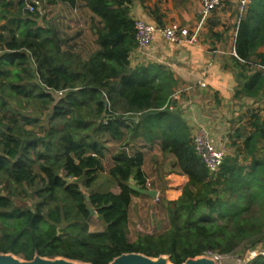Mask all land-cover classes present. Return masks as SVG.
Masks as SVG:
<instances>
[{
  "label": "trees",
  "instance_id": "trees-1",
  "mask_svg": "<svg viewBox=\"0 0 264 264\" xmlns=\"http://www.w3.org/2000/svg\"><path fill=\"white\" fill-rule=\"evenodd\" d=\"M76 1L43 0V5ZM82 2L98 19V49L85 60L62 49L58 31L40 23L39 11L23 15L18 0L17 11L10 13L14 1L0 0V20L5 19L0 26V183L6 184L0 194V252L93 264L140 252L168 255L181 264L205 252L254 247L264 238V155L256 157V148H250L256 135L244 141L249 164L225 156L219 172L209 176L183 117L170 108L176 85L172 71L159 62L130 65L136 47L131 0ZM263 44L264 0H249L236 24L234 50L243 65L259 58L264 66V53L256 52ZM263 88L264 69L259 68L237 94L255 95ZM42 119L38 135L29 127ZM35 135L21 147L23 139ZM154 141L173 154L188 181L176 200L162 205L169 227L130 240L128 207L139 192L129 187V178L144 187L138 144ZM111 142L119 148L107 172L120 191L87 193L104 226L88 232L82 186L89 189L103 170ZM13 187H26L34 205L16 204ZM63 222L76 228L70 239L63 237V228L56 229ZM247 264H264V256L255 255Z\"/></svg>",
  "mask_w": 264,
  "mask_h": 264
},
{
  "label": "crops",
  "instance_id": "crops-1",
  "mask_svg": "<svg viewBox=\"0 0 264 264\" xmlns=\"http://www.w3.org/2000/svg\"><path fill=\"white\" fill-rule=\"evenodd\" d=\"M13 1L14 5L8 8L10 13L17 11L18 0ZM199 6V0H131L129 15L132 19L139 18L159 25L177 21L188 26L190 34H195L197 40L178 45L167 43L156 35L146 53H139L135 48L130 52V65L159 62L169 68L176 80L170 108L183 117L190 136L202 126L208 130L214 144L225 149L226 156L236 158L241 164H249L252 157L244 150V141L248 136L256 135L253 147L250 146L256 148L255 156L264 155V121L257 115L259 105L264 100V88L255 95L237 93L246 79L256 69H264V66L258 63L259 58L245 66L243 60L233 54L237 20H230L234 22L233 27L227 24L231 10L221 11L217 8L207 16H201ZM44 16L49 20L48 25H53L58 31L62 49L70 50L82 60L98 49L95 41L98 19L82 0L74 4L45 3L42 18ZM4 23L5 19H1L0 26ZM256 52L264 53V44ZM199 80H204L206 86L199 87ZM111 144V148H106L102 158L103 170L100 171V174L107 176V170L114 162L112 156L119 148L118 143ZM138 145V150L142 152L140 169L144 180H149L150 188L156 189L158 194L156 197L132 194L128 223L129 211L135 203L142 209L144 203H151L155 212L159 210L162 215L165 214L163 207L181 195L188 181L187 175L181 173L175 164L173 154L162 150L157 141L140 142ZM129 183H135V180L130 177ZM113 184L115 187L94 191L119 193V186L114 181ZM92 216L90 214L87 221ZM95 216L98 219V215ZM252 250H264V238ZM245 254L247 256L243 255V259L252 257L248 252Z\"/></svg>",
  "mask_w": 264,
  "mask_h": 264
},
{
  "label": "built area",
  "instance_id": "built-area-1",
  "mask_svg": "<svg viewBox=\"0 0 264 264\" xmlns=\"http://www.w3.org/2000/svg\"><path fill=\"white\" fill-rule=\"evenodd\" d=\"M226 1L238 3V23L239 19L244 14V8L249 0H199L200 6L198 13L201 16H207L213 10L223 5ZM43 4V0H22L21 13L23 15L34 14L36 10L38 11L39 7L44 6ZM133 20L136 41L135 49L139 53H146L148 48L154 42L156 35H159V37L167 43L178 45L188 42H196L197 40L195 34H190L188 26L182 25L176 21H170L168 23L159 25L147 22L139 18ZM233 54L237 56L235 51H233ZM197 84L201 88L206 86V82L204 80H199ZM58 94H62V91H58ZM257 115L262 121H264V100L259 105ZM106 119H108V117H106L104 121H106ZM191 143L196 154L205 164L209 176L216 175L219 172L223 160L226 156L225 149L223 147L216 146L211 140L208 130L202 126L192 133ZM143 186L145 188H150V181L145 180ZM252 248V246H246V250H250L249 252L250 254L252 253V257L245 259H243L242 257H237V264H247L249 262V259H252L255 255L264 256V250L257 251L252 250ZM202 255L214 258L216 264H222L223 258H230L228 253L221 254L217 252H205Z\"/></svg>",
  "mask_w": 264,
  "mask_h": 264
},
{
  "label": "rangeland",
  "instance_id": "rangeland-1",
  "mask_svg": "<svg viewBox=\"0 0 264 264\" xmlns=\"http://www.w3.org/2000/svg\"><path fill=\"white\" fill-rule=\"evenodd\" d=\"M238 7L239 6L237 2H229L226 4L224 3L218 8V9H221V11H225L226 9L231 10L232 14L229 16V19L226 20L227 24L231 27L234 26L233 25L234 22H231L230 20L238 19V12L236 13V11L238 10ZM40 13H41V18L38 19L40 23L45 24V25L50 24L49 20L47 21L45 16L42 18L43 11ZM44 123H45V120L42 119L39 125L37 124L35 126H30L29 128H34L37 134L40 135L42 132L39 128H40V125ZM38 135H35V136L37 137ZM106 146L108 148H111L112 144L107 143ZM5 186H6L5 182L2 181L0 183V194H4ZM110 187H115V184H113V181H112V177H110L109 175L108 176L104 175L102 173L100 174V172L97 174L96 179L91 184V187L89 189L86 190L82 186L83 190L86 192V195H88L87 193L91 190L94 191L96 189H108ZM11 192L13 193L12 197L16 204H23L26 206L34 205L35 199L32 196H30L29 193H26L28 192L26 187H23V188L13 187L11 189ZM144 204H145V207L144 209H142L138 207L137 203H135L129 211L130 218H129V223H128V236L130 240L135 239L139 234L154 233V232L162 231L166 229L167 227H169L170 225V220L167 214L162 215V213L159 210L158 212H155V208L153 207V204L151 203H144ZM153 211L154 213L157 214V216L154 213H152ZM86 223H87L88 231L93 232V231L101 230L103 228V223L99 219H97L95 215H93ZM72 225H73L72 223L69 224V223L63 222L61 225H58V228L56 227V229L58 230L59 228H63L64 233H65L63 237L70 239L72 236H74V232L76 230V228ZM42 229L47 230L49 229V227H47L46 224H43ZM249 251L248 250L246 251L243 248V246H240L237 249H235L234 252L228 253L230 258H223L222 264H237L238 263L237 257H242L243 255L247 256L245 253L248 252V254H250ZM250 255H252V253Z\"/></svg>",
  "mask_w": 264,
  "mask_h": 264
},
{
  "label": "water",
  "instance_id": "water-1",
  "mask_svg": "<svg viewBox=\"0 0 264 264\" xmlns=\"http://www.w3.org/2000/svg\"><path fill=\"white\" fill-rule=\"evenodd\" d=\"M43 7H39L38 11L42 12ZM104 100V99H103ZM106 102V100H104ZM134 120H137L135 117ZM37 137L33 138H25L22 140L21 147H23L24 143L31 142L35 140ZM67 181H70V178H67ZM129 187L133 190L146 194L150 197H156L158 191L154 188H145L136 185L135 183H129ZM86 198V208L91 215H97L95 209L89 203V196L85 195ZM0 264H93L90 262H84L81 260L70 259L64 256H54V257H46L41 256L39 254H34L31 259L21 258L11 252L4 253L0 252ZM107 264H172L169 261V256L160 254L157 257L148 256L146 254L140 252H123L120 255L114 257ZM181 264H216L214 258L206 255H198L195 257L186 258Z\"/></svg>",
  "mask_w": 264,
  "mask_h": 264
}]
</instances>
